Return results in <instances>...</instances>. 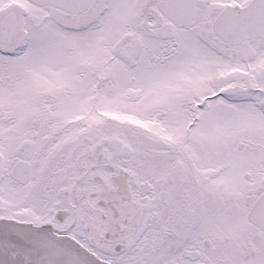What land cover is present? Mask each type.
Here are the masks:
<instances>
[{
	"label": "snow or ice",
	"instance_id": "snow-or-ice-1",
	"mask_svg": "<svg viewBox=\"0 0 264 264\" xmlns=\"http://www.w3.org/2000/svg\"><path fill=\"white\" fill-rule=\"evenodd\" d=\"M0 264H264V0H0Z\"/></svg>",
	"mask_w": 264,
	"mask_h": 264
}]
</instances>
